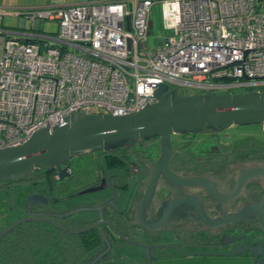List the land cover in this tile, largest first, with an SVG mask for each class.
I'll return each mask as SVG.
<instances>
[{
    "label": "built area",
    "instance_id": "built-area-1",
    "mask_svg": "<svg viewBox=\"0 0 264 264\" xmlns=\"http://www.w3.org/2000/svg\"><path fill=\"white\" fill-rule=\"evenodd\" d=\"M158 1L167 33L149 46ZM4 15L19 16L22 27L3 26ZM44 19L56 30H42ZM162 82L185 95L264 90V0L0 7V147L24 142L72 110H138L157 100Z\"/></svg>",
    "mask_w": 264,
    "mask_h": 264
},
{
    "label": "flooded vegetation",
    "instance_id": "flooded-vegetation-1",
    "mask_svg": "<svg viewBox=\"0 0 264 264\" xmlns=\"http://www.w3.org/2000/svg\"><path fill=\"white\" fill-rule=\"evenodd\" d=\"M262 127L264 129V122ZM236 125V124H233ZM231 125V126H233ZM244 125V124H243ZM203 128L197 132L173 133L172 143L177 150L170 161V166L175 171L182 173L188 171H216L220 174L219 180H225L221 187L233 184L239 176L240 168L250 160L264 159V142H256L252 134L231 135L227 129ZM202 132L205 137L195 139L192 134ZM138 144V146H136ZM198 144L201 150H192ZM97 157V172L95 177L87 184L69 188L66 179H73L74 167L72 157L63 163L68 166V174L58 178L55 170L37 171L22 180L26 184L23 196L16 209L0 215V228L4 227L19 216H27L26 197L30 193L45 194L49 200L44 205H31V212L40 211L41 217H50L64 226L81 230L69 232L48 220H29L17 226L32 229L33 232L49 230L55 232L57 243L62 232L72 235L73 247L83 255L74 264L86 261L93 253L102 248L104 241L99 229L105 231L110 240V251L105 258L99 259L95 264H145L146 254L150 256V264H173L179 256H239L248 258L253 262V256L248 251L236 255L227 254H191L194 251L229 252L237 243L258 240L264 247V234L255 224L259 222V215L254 210H249L240 221L234 218L227 220V226H216L215 229H203L197 225L202 222L194 211L191 213L188 203L178 199L169 213L168 207L157 205L158 200L172 199L176 191L170 189L164 178L159 179V187L154 193V203L148 209L140 211V200L146 189V179L149 175V165L154 163L160 152L159 137L154 136L134 144L124 145L113 150L92 151ZM227 164V168L223 165ZM18 181L0 182L9 186ZM89 187H96L94 191L85 192ZM191 188V187H190ZM193 190L207 198L204 189L192 187ZM183 190L182 193H184ZM264 196V186L253 180L247 181L242 189L227 200V211L233 212L239 206L257 200ZM113 198L115 208L106 205L105 200ZM94 204L102 208V219L98 211H80L67 216L46 215V211H64L67 207L77 204ZM104 203V204H103ZM212 202L205 203L211 217H218L219 212ZM145 217L148 221L157 222L166 217L164 223L145 228L140 224V219ZM102 220L98 226L95 224ZM111 223V225L109 224ZM245 224H248L246 226ZM120 234H119V233ZM60 235V236H59ZM58 236V237H57ZM4 235L1 237L0 241ZM96 238L93 241V238ZM90 241V246L89 242ZM78 247V248H77ZM87 247V248H86ZM82 250V251H81ZM187 254V255H186Z\"/></svg>",
    "mask_w": 264,
    "mask_h": 264
},
{
    "label": "water",
    "instance_id": "water-1",
    "mask_svg": "<svg viewBox=\"0 0 264 264\" xmlns=\"http://www.w3.org/2000/svg\"><path fill=\"white\" fill-rule=\"evenodd\" d=\"M149 26L150 28L153 26L152 19L149 20ZM179 91V88L169 89L167 83H159L155 89L157 100L138 110L125 113L69 111L54 125H45L33 131L24 142L0 147V182L22 181L35 169L55 170L57 177L62 178L69 171V167L62 164L75 155L97 150H113L158 136L160 152L155 162L149 165L146 189L139 203L140 211H143L145 206L149 209L155 202L154 193L160 185L159 179L164 178L165 184L176 191L172 199H161L157 202V205L168 207L169 213L166 215L171 213V208L177 202L175 200L184 199L191 213L195 211L202 220L197 225L203 229L212 230L216 226H227V220L230 218L240 221L249 210H254V213L259 215V222L254 227L259 228L264 234V196H261L258 202L239 206L233 212L227 211V200L233 198L247 181L253 180L264 186V159L244 163L231 189L229 186L221 187L227 181L219 180L220 174L216 171L182 173L173 170L170 166L172 156L177 151L172 143L173 133L197 132L207 127L219 130L233 124L264 122V90H240L235 93L206 91L190 95L181 94ZM223 166L226 167L227 164ZM226 169L228 170L227 167ZM190 187L204 189L207 198L193 190L187 192L186 189ZM96 189V187H89L84 191ZM183 190H185L184 193H182ZM48 201L45 194L30 193L26 197L28 215L19 216L0 228V239L18 224L29 220H48L69 232L81 231L68 228L49 216L41 217L40 211L31 212L29 209L31 205L41 206ZM209 202L215 205L219 212L218 217L209 216L205 207V203ZM104 203L103 207L106 205L116 207L113 198L105 200ZM103 207H97L91 203L77 204V206L67 207L64 211L44 213L62 217L91 210L98 211V217L102 219ZM143 218L139 222L145 228L160 225L166 219L164 217L162 222H151ZM101 221L99 220L95 226H98ZM245 225L248 226V224ZM99 231L104 241L102 248L86 261L77 264H95L99 259L107 256L110 251V240L105 231L102 229ZM243 251H248L253 256L252 264H264V247L258 240L248 244L237 243L229 252L199 250L188 254L236 255ZM145 264H150L148 253Z\"/></svg>",
    "mask_w": 264,
    "mask_h": 264
},
{
    "label": "rangeland",
    "instance_id": "rangeland-1",
    "mask_svg": "<svg viewBox=\"0 0 264 264\" xmlns=\"http://www.w3.org/2000/svg\"><path fill=\"white\" fill-rule=\"evenodd\" d=\"M74 1V0H66ZM83 1V0H80ZM150 18L153 20V26L148 34L147 45L154 46L160 43L165 38L167 29L165 28L163 8L162 4L158 1L151 6ZM19 16L16 15H4L1 24L10 27L11 29H19ZM26 25L31 26L30 20H27ZM57 23L53 20L44 19L42 30H56ZM240 88H233L232 93L240 91ZM182 93L184 89L181 90ZM231 132V135L241 136L244 134H252L254 141L263 143L264 142V129L262 123H250L244 125H233L227 129ZM192 136L195 139L200 140L205 137V133L198 132L193 133ZM138 146V144L136 145ZM203 148L201 145L195 144L192 146V150L198 151ZM71 163L74 169L73 179H66L67 187H79L87 184L91 181L96 174L97 170V157L94 152H86L84 154L75 155L71 159ZM0 187V215L9 213L12 207L17 208L20 199L23 196L24 188L26 184L24 181H18L7 186L2 184ZM173 264H252V260L248 258L243 259L239 256H218V255H207V256H179Z\"/></svg>",
    "mask_w": 264,
    "mask_h": 264
},
{
    "label": "trees",
    "instance_id": "trees-1",
    "mask_svg": "<svg viewBox=\"0 0 264 264\" xmlns=\"http://www.w3.org/2000/svg\"><path fill=\"white\" fill-rule=\"evenodd\" d=\"M37 171L41 170L31 174ZM21 226L14 227L0 241V264H74L83 255L80 247L74 249L70 234L62 232L61 237L57 236L61 243H57L55 232L43 229L37 234Z\"/></svg>",
    "mask_w": 264,
    "mask_h": 264
},
{
    "label": "crops",
    "instance_id": "crops-1",
    "mask_svg": "<svg viewBox=\"0 0 264 264\" xmlns=\"http://www.w3.org/2000/svg\"><path fill=\"white\" fill-rule=\"evenodd\" d=\"M86 1V0H83ZM82 2L80 0L66 1V0H0V7L9 9H25L32 7H40L47 5H65L68 3ZM20 28L22 27V21L19 19ZM4 26V25H3ZM6 27V26H5Z\"/></svg>",
    "mask_w": 264,
    "mask_h": 264
}]
</instances>
